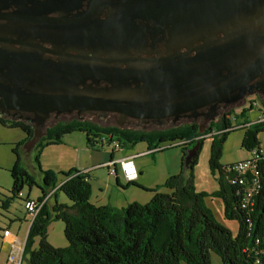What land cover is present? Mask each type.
<instances>
[{
	"label": "trees",
	"instance_id": "16d2710c",
	"mask_svg": "<svg viewBox=\"0 0 264 264\" xmlns=\"http://www.w3.org/2000/svg\"><path fill=\"white\" fill-rule=\"evenodd\" d=\"M262 107L264 111V102ZM246 110L227 112L237 119L234 126L229 117L224 116L203 131H199L196 124L146 132L99 126L86 120L57 123L47 127L36 144L35 160L41 183H36L21 167L18 146H12L15 155L9 170L12 185L10 195L1 200L0 207L7 209L5 203L17 197L25 182L28 188L35 185L40 190V195L34 198L37 201L54 196L53 203L48 205L46 198L31 219L23 246L25 264H180L181 261L212 264L211 252L219 256L222 264H264V153L260 151L258 139V133L264 131V120L248 119ZM0 123L20 128L25 133L24 141L33 134L31 125L20 120L0 117ZM237 128L243 129L242 147L248 151L256 148L258 152L260 188L248 207L241 206L242 186L231 181L236 173L226 171V164L219 161L226 134ZM73 131L84 132L86 145L91 149L100 150L112 140H117L120 147L125 145L124 141L141 140L147 143L151 153L163 149L160 147L162 142L186 149L214 131L208 158L210 172L217 181L213 194L222 201L224 217L237 222L236 232L217 222L206 206L207 192L197 190L194 185L192 165L195 158L185 164V152L179 172L167 176L162 184L148 188L153 194L147 202L131 201L121 207L95 205L90 200L92 188L88 171L76 168L55 171L39 164L43 147L61 143L63 136ZM116 182L121 185L118 180ZM131 184L141 187L134 182ZM161 185L169 191L160 192ZM59 191L72 203L58 202ZM28 193L26 198H31ZM53 220L64 223L63 234L67 242L64 246H54L47 239V229ZM35 238L38 242L33 247Z\"/></svg>",
	"mask_w": 264,
	"mask_h": 264
},
{
	"label": "flooded vegetation",
	"instance_id": "af4514ba",
	"mask_svg": "<svg viewBox=\"0 0 264 264\" xmlns=\"http://www.w3.org/2000/svg\"><path fill=\"white\" fill-rule=\"evenodd\" d=\"M45 0H0V25H10L6 37L0 39V57L2 67L0 71H83L78 68L88 64V57L92 53L87 47L78 48L71 44L57 43L54 37L39 35L30 24L20 19H11L10 15H29L41 13V3ZM90 0H83L78 8L69 11L76 14L86 10ZM107 0L105 6L97 11L98 24H107L112 18L113 25H122L128 19L131 26V36L118 38L119 46L113 53H98L95 61L90 64L111 68L108 71H190L194 70L185 66L184 58L199 56L200 49L206 39H202L199 29H207L211 38L216 41L224 37V32L217 27L237 26L239 21L232 20L227 13L240 8L243 17L241 27L250 30L261 29L264 25V0ZM49 8V7H48ZM191 9V12L185 10ZM250 13H247L249 12ZM225 12V17L216 24L217 16ZM174 13L180 17L182 25L185 21L195 24L196 33L192 37L182 34L169 35L167 26L172 22ZM48 16L54 18L57 12L48 11ZM12 20V24L9 22ZM126 25V24H124ZM221 26V27H222ZM235 28V27H233ZM217 29V30H216ZM186 42V44L184 43ZM128 43V44H127ZM190 64L191 63H187ZM193 64V63H192ZM171 68H168V66ZM223 70L222 74H226ZM52 79V78H50ZM76 85L78 91L90 87L97 99L114 97L131 98L134 103L148 101L149 92L143 90V80L134 76L123 79L118 85L113 82L98 79L96 81L85 78ZM12 86V84H9ZM34 86L36 83L33 84ZM116 87V92L113 91ZM21 90L28 92L21 86ZM239 96L233 102L211 101L193 110H179L176 113L166 114H141L136 110H96L92 112L72 110L70 112L51 111L44 116L43 123L60 121L64 118L83 120L93 117L107 122L117 123L146 131L167 130L177 126L196 124L198 130L206 128L212 123L220 121L236 105L241 106L249 98H264V82L261 76L251 80L247 85L239 87L232 96ZM237 106V107H238ZM41 115L28 111L5 110L0 117L9 120H20L24 123L35 124ZM68 122V121H67ZM203 129V130H204Z\"/></svg>",
	"mask_w": 264,
	"mask_h": 264
},
{
	"label": "water",
	"instance_id": "95a60500",
	"mask_svg": "<svg viewBox=\"0 0 264 264\" xmlns=\"http://www.w3.org/2000/svg\"><path fill=\"white\" fill-rule=\"evenodd\" d=\"M82 1L45 0L41 3L39 14L10 15L11 19L26 21L39 35L54 37L57 43L87 47L92 53L88 57L89 63L78 67L83 71H55L51 74L48 71H0V114L5 110H15L41 115L32 124L33 134L26 141L28 146H34L40 138L41 130L46 124L43 123V118L51 111L134 109L141 114L162 115L176 113L180 109L193 110L211 101L233 102L241 98L240 95L232 96L239 87L247 85L258 76L264 82V25L261 29L248 28L246 31L247 27L245 30L239 24L243 19L240 8L232 10L226 16L228 18L230 15L232 20L239 21L237 26H222L221 23L217 27L224 32L222 39L214 41L207 29H199L201 38L207 40L199 51L200 55L191 59L184 58L185 66L194 70L108 71L111 68L90 63L95 61L98 53H113L119 46L118 38L131 36V26H128V19L121 22L122 25H113L110 23L112 18L107 24H98L97 11L101 6L109 4L108 0L107 3L105 0H90L86 10L70 15L69 11L78 8ZM48 11L57 12L58 16H40ZM185 11L192 10L189 8ZM224 17L225 12H222L221 16L216 17L215 23L219 24L218 21ZM179 20L178 14L174 13L172 22L167 26L169 35L192 37L196 33L192 20L185 21L184 25ZM11 22L12 20L9 23L12 24ZM10 29V25H0V39L5 38ZM2 61L0 57V68L4 63L1 64ZM223 70H227L226 74H222ZM134 76L143 80L142 89L149 92L148 101L134 103L127 97L97 99L90 87L81 91L76 88L81 83V78L94 81L103 79L118 85L123 79ZM21 86L28 92L21 90ZM116 90L113 87V91ZM199 145L200 142L197 141L185 152V164L195 158Z\"/></svg>",
	"mask_w": 264,
	"mask_h": 264
},
{
	"label": "rangeland",
	"instance_id": "374dc122",
	"mask_svg": "<svg viewBox=\"0 0 264 264\" xmlns=\"http://www.w3.org/2000/svg\"><path fill=\"white\" fill-rule=\"evenodd\" d=\"M251 101H253V105L250 107ZM263 102L264 98H254L253 96H251L247 103L241 106L236 105L235 108H232L231 110H234V113H239L240 111L247 109L245 112L248 119L259 120L260 117L262 118L264 116V111L262 107ZM228 117L232 125L234 126L237 122V119L235 117L232 118L233 116L231 117L230 115ZM70 120L71 118L68 117L60 121L45 124L43 129L41 130L40 138L46 133L47 127L53 126L57 123L67 122ZM83 120L90 121L99 126H116L118 128L139 131L138 129L130 128L124 125L122 126L117 123L107 122L93 117L91 118L89 116L83 118ZM240 121L242 122V119H240ZM155 129L156 128H149L146 130V132L155 131ZM203 129L204 128H202L201 130L203 131ZM242 135V128L230 130L226 134L222 143V152L221 157L219 159L221 164H229L251 156V151L246 150L241 145ZM24 138V133L20 128L8 127L0 123V204L1 200H5V197L10 195L9 189L12 185V178L10 176L9 170L15 162V155L11 151L12 146H18V154L20 158L19 164L21 165V167H23L28 172V174L33 177L36 183H41V173L39 171L38 164L35 160V154L37 152L36 144L40 140V138L34 146H28L29 144L27 145V140L24 141ZM211 139L212 137L209 136H205L204 138H202L200 145L197 149L195 162L192 165L194 185L197 190H203L207 192V195L204 197V202L206 206L211 209L216 221L228 227L233 233H235L237 230V222L235 220L226 219L224 217L222 201L219 197L213 194V191L217 188V181L215 176L211 174L208 165ZM258 139L260 141V149L262 153H264V131L258 133ZM124 143V146H121L117 151H115L117 156L123 155L126 152L137 153L140 150H146V152L137 154L134 157L135 165L138 166L139 164H142L144 166L142 173L139 174L141 176V181L143 182V184H148V182H154L159 178L160 174L167 171L169 172L168 174L171 175V173L174 172L171 171L173 164L178 166V168H181V161L182 157L184 156L183 153L193 147V145H189L185 149L180 145L169 146L170 144H168V142H162L160 143V147L163 149L155 150L153 153H151L152 150H147V143L145 141H124ZM86 148H88V146L86 145V134L84 132L73 131L71 133H67L63 136L61 143L50 144L43 147L41 151L42 153H40L39 156V164L42 168H47L46 166H51L53 169L57 168L56 166H61L64 168L61 170H68V164L73 162L74 159H83L82 154L84 150H86ZM108 148L109 146H104L100 149V151L106 150ZM112 183L113 185L121 189L120 197L126 198L127 200H135L141 203H145L150 200L153 194L148 190V188L143 187L142 185H140L141 187H138L137 185L130 184L125 189H122L121 187L117 186L114 179ZM90 184L92 190L94 191V188H96L98 184H101V182L98 181V179H95L94 177L90 176ZM23 189L25 190V193L28 192L27 182L24 183ZM32 189V193L36 194L37 191L35 185L32 186ZM159 191L168 192L169 189L166 188L164 185H161L159 187ZM59 194L62 199H60V201L58 202H67L69 204L72 203L62 191H59ZM53 200L54 198L52 197L49 202L53 203ZM13 201L17 202L18 200L17 198H15ZM4 212L5 211L0 207V225L2 226L7 224V221L3 218L2 215L5 214ZM63 227L64 223L61 220H53L49 224V228L47 230V239L54 246H57L59 244H63L64 246V244H67L63 234ZM210 259L212 264H222L221 259L214 252H211ZM22 264H25V260H23ZM180 264L187 263L181 261Z\"/></svg>",
	"mask_w": 264,
	"mask_h": 264
},
{
	"label": "crops",
	"instance_id": "0c3cea01",
	"mask_svg": "<svg viewBox=\"0 0 264 264\" xmlns=\"http://www.w3.org/2000/svg\"><path fill=\"white\" fill-rule=\"evenodd\" d=\"M24 137H25V133H24ZM17 151H18V148H17ZM144 152H146V150H140L137 153L126 152L123 155L117 156L115 151H111L110 148L100 151V150H95V149H91L88 147L86 148V150H84L82 154L83 159L82 160H80V158L74 159L73 162L68 164L69 165L68 168L71 167V168H76L78 170L88 171V177L92 176L101 182V184H98V186L94 188V191L92 190L93 192L91 193L92 196L90 197V200L95 205L109 204V205L121 207L131 202V200H127L126 198L120 197L121 189L113 185L112 183L113 179L115 180V182L116 180L119 181L121 185L117 184V182L116 184L122 189L123 188L125 189L128 185H130L133 182L138 185H142L143 187H146V188H153V187H156V185L161 184L162 180L164 181L166 177L170 175L168 174L169 172L166 170L167 172L160 174L159 178L155 180L154 182H148V184H143V182L141 181V176L139 175L143 171L144 166L142 164H139L138 166L135 165L138 171V177L132 181L125 180V178L121 174L118 164H116V175H113L109 172V167L107 163H109L110 161H116L120 159L121 157L128 156V155L136 156L137 154L144 153ZM133 161H134V158H133ZM46 167L52 169L51 166H46ZM56 167L57 168H53V169L55 170L64 169L61 166H56ZM179 169L180 168H178V166L173 164L171 171H174V172H172L171 174L179 172ZM35 188L37 191L36 194L32 193L33 192L32 186L31 188H28L29 197L37 198L40 195V190L36 186ZM21 191L23 192L24 197H26L27 193H25V190L22 189ZM56 196L58 197L59 201L60 199H62L59 193ZM24 197H19L17 195V197H15L18 200L17 202L13 201L15 198H12V199H8V201L5 203V206H7V209H4L5 214H2V215H3V218L7 221V224H5L4 226L0 225V264L6 263L7 256L9 252L12 250V248H14L17 245H22L25 242V239H26V236L29 230V226L31 223V216L29 215V213H27V211L24 208V204H23ZM52 197L54 198L53 195H50L47 197L48 205L52 204V202H49ZM132 201H135V200H132ZM64 203H67V202H64ZM2 229L9 230V233L7 236H3L4 230ZM37 242H38V238H35L33 247L37 246ZM57 246H63V244H59Z\"/></svg>",
	"mask_w": 264,
	"mask_h": 264
},
{
	"label": "built area",
	"instance_id": "2783aa9c",
	"mask_svg": "<svg viewBox=\"0 0 264 264\" xmlns=\"http://www.w3.org/2000/svg\"><path fill=\"white\" fill-rule=\"evenodd\" d=\"M259 120H264V116L259 118ZM214 131L207 133L205 136L211 137ZM111 151H117L120 148V145L117 140H112L108 145ZM135 155H128L121 157L116 161H110L107 163L109 167V172L113 175H116V164H118L122 176L127 181L135 180L138 177V171L134 164L133 158ZM258 152L254 148L251 150V156L242 160H238L225 165V170L228 172L236 173L231 181L233 183H238L242 186V198L241 206L248 207L251 206L254 202V196L257 194L260 188V182L258 179V164H257ZM106 165V164H105ZM19 197H24L22 191L18 192ZM47 198V197H46ZM37 201L34 198L24 197V208L31 216V219L36 215L38 210L41 208L42 204L46 200ZM9 230L3 231V236H7ZM23 246L17 245L9 252L5 264H22L23 262Z\"/></svg>",
	"mask_w": 264,
	"mask_h": 264
}]
</instances>
